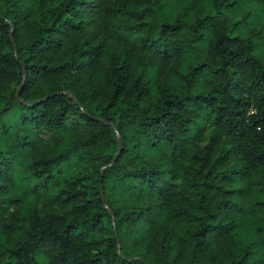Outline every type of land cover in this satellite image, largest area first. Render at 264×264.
Segmentation results:
<instances>
[{"label": "trees", "instance_id": "obj_1", "mask_svg": "<svg viewBox=\"0 0 264 264\" xmlns=\"http://www.w3.org/2000/svg\"><path fill=\"white\" fill-rule=\"evenodd\" d=\"M0 264H264V0H0Z\"/></svg>", "mask_w": 264, "mask_h": 264}, {"label": "water", "instance_id": "obj_2", "mask_svg": "<svg viewBox=\"0 0 264 264\" xmlns=\"http://www.w3.org/2000/svg\"><path fill=\"white\" fill-rule=\"evenodd\" d=\"M117 157H118V154H117V156L114 158V160H113L109 165L105 166V168H108V167H110L111 165H113V164L115 163ZM103 169H104V168H103ZM103 169H101V172L103 171Z\"/></svg>", "mask_w": 264, "mask_h": 264}]
</instances>
